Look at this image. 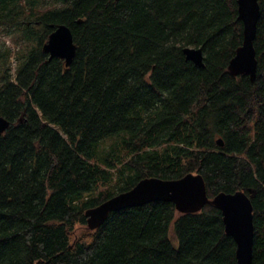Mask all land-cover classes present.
Segmentation results:
<instances>
[{
    "label": "trees",
    "instance_id": "obj_1",
    "mask_svg": "<svg viewBox=\"0 0 264 264\" xmlns=\"http://www.w3.org/2000/svg\"><path fill=\"white\" fill-rule=\"evenodd\" d=\"M258 2L251 80L227 69L243 37L237 0H0V35L25 44L12 73L0 42V115L10 121L0 133V264H237L210 202L181 213L151 201L76 230L86 209L141 178L188 172L202 175L208 198L253 190L250 264H264ZM61 23L75 43L68 65L42 50ZM185 46L202 49L203 66Z\"/></svg>",
    "mask_w": 264,
    "mask_h": 264
},
{
    "label": "water",
    "instance_id": "obj_2",
    "mask_svg": "<svg viewBox=\"0 0 264 264\" xmlns=\"http://www.w3.org/2000/svg\"><path fill=\"white\" fill-rule=\"evenodd\" d=\"M260 17L258 0H237V18L242 21V42L236 48L228 62L227 69L233 74H246L253 80L256 76L257 59L253 40L257 22ZM42 50L49 58L58 56L68 65L75 52L72 32L66 24H58L49 33L42 45ZM183 54L186 59L197 66H203V53L200 47L185 46ZM46 122H43L45 125ZM10 121L0 115V133L5 131ZM222 145L221 138L216 139ZM234 192L220 191L208 198L204 179L199 173L188 172L175 179L145 176L126 191L119 192L96 206L86 209L88 229L97 228L110 212L131 206L142 205L151 201L172 202L178 212L189 213L200 210L206 202L220 209L224 230L235 242L237 264H250L254 237L252 203L253 190Z\"/></svg>",
    "mask_w": 264,
    "mask_h": 264
},
{
    "label": "rangeland",
    "instance_id": "obj_3",
    "mask_svg": "<svg viewBox=\"0 0 264 264\" xmlns=\"http://www.w3.org/2000/svg\"><path fill=\"white\" fill-rule=\"evenodd\" d=\"M13 36H14L13 33L10 35H8L6 33H2L0 35V42L3 43L5 46H7L10 49V57L9 58L12 61V63H11V72L12 73H14L15 66L17 65V61H16L17 53L22 48V46H25L24 43H16L12 39ZM116 140H117L116 138H109V139H107L101 143L100 148L107 150L109 148V146L112 143H114ZM80 228H87V225L85 224L83 226H78V227H76V230L80 229Z\"/></svg>",
    "mask_w": 264,
    "mask_h": 264
}]
</instances>
